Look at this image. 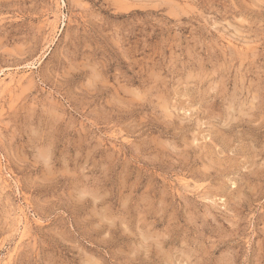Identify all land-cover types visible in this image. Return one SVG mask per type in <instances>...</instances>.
Masks as SVG:
<instances>
[{
  "label": "rangeland",
  "instance_id": "374dc122",
  "mask_svg": "<svg viewBox=\"0 0 264 264\" xmlns=\"http://www.w3.org/2000/svg\"><path fill=\"white\" fill-rule=\"evenodd\" d=\"M0 264H264V0H0Z\"/></svg>",
  "mask_w": 264,
  "mask_h": 264
}]
</instances>
